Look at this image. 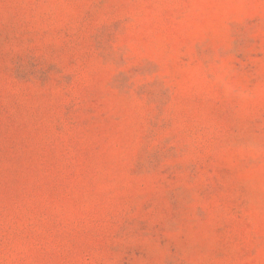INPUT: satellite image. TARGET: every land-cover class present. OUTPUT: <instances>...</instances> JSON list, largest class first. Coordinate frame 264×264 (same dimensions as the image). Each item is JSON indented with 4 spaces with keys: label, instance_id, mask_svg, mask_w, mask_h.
Wrapping results in <instances>:
<instances>
[{
    "label": "rangeland",
    "instance_id": "1",
    "mask_svg": "<svg viewBox=\"0 0 264 264\" xmlns=\"http://www.w3.org/2000/svg\"><path fill=\"white\" fill-rule=\"evenodd\" d=\"M0 264H264V0H0Z\"/></svg>",
    "mask_w": 264,
    "mask_h": 264
}]
</instances>
